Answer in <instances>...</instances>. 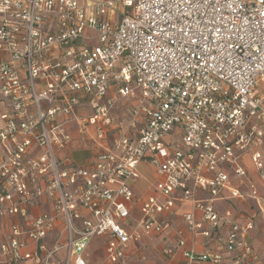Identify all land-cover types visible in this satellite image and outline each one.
Instances as JSON below:
<instances>
[{
  "label": "built area",
  "instance_id": "1",
  "mask_svg": "<svg viewBox=\"0 0 264 264\" xmlns=\"http://www.w3.org/2000/svg\"><path fill=\"white\" fill-rule=\"evenodd\" d=\"M119 3L112 23L113 1L0 0V256L89 264L87 246L101 238L104 264H126L130 248L169 231L174 206L187 202L164 257L222 264L221 254L196 251L203 239L239 249L231 264H256L250 224L214 202L258 201L252 184L247 193L233 185L232 175L248 177L244 157L264 184V0ZM123 100L136 103V133L113 119ZM69 127L97 152L90 166L62 156ZM142 163L160 184L137 201ZM41 203L46 210L19 223Z\"/></svg>",
  "mask_w": 264,
  "mask_h": 264
},
{
  "label": "crops",
  "instance_id": "2",
  "mask_svg": "<svg viewBox=\"0 0 264 264\" xmlns=\"http://www.w3.org/2000/svg\"><path fill=\"white\" fill-rule=\"evenodd\" d=\"M103 1L116 2L114 11L109 12L104 17L106 20L112 23L119 22V19L121 18V15L124 11V8L119 3L120 0H79V3H81L83 6H87L89 4L102 3ZM88 34L91 35L93 33L90 32ZM92 44H95L94 38H92V40H90L89 42H86V45ZM5 111L6 109L4 105L0 104V113H4ZM71 129L72 127H69V130ZM74 132L75 128L71 130V133ZM83 139L84 136H82V134L74 135L72 142L67 145V147L64 149V153L62 154L63 157H69L74 166H77L79 164V166H90V164L97 156V152L95 150L92 151L83 146ZM262 151L264 152V146ZM242 160L248 177L243 180H238L232 175V181L235 188L240 190L242 193H247L249 191L248 186L251 184L255 186L259 181V177L254 171L251 160H249L248 157H244ZM139 170L141 173L140 179L131 185L132 192L134 193L135 200L137 201H139L140 198L155 194L154 191L160 184V178L157 176L155 169L148 166L147 164L142 163L139 167ZM43 204L44 203L37 204L36 206L31 208L29 211L30 214L29 216H27V218L21 221L17 219L19 223L29 224L33 217L37 215V213L46 208ZM214 206H216L217 210L220 212L231 210L235 219L237 220V223L242 228H244L247 224H250V228L246 230L245 239L250 243L251 248L253 249L254 262L256 264H264V231L261 229V226L263 225L262 221L264 222L262 212L264 210L262 208V205L258 201L256 202L249 199H223L215 201ZM174 207L175 208L169 217V222H171V229L163 233L162 235L157 236L154 241H148L146 238H143L136 246H132L127 252V257L125 260L126 264H186L180 252L176 253L172 257V259L164 257L161 252L162 248L171 246L175 238L174 234L176 233V231H182L184 227L182 215L185 214V212L192 211V207L187 202L177 203ZM133 208V219L136 220L139 218V213L136 207ZM258 209H261V214L258 213ZM15 221L16 219H8L3 223V228H5L6 230L8 228L7 226ZM52 236L49 237L50 240ZM103 241V239L97 238L93 239L88 244L85 253L88 254L89 264H104L105 254ZM187 241L188 243L190 242V239L188 237ZM32 249L33 246L31 244H29L26 248L27 251H30ZM208 250L212 251L213 253L221 254L223 259L222 264H231V260L240 253V250L237 249L234 253L227 254L222 248L215 245L214 241H210L206 244L203 239L199 240L196 246V251L201 253ZM62 256L63 255L60 254V257ZM0 264H8L6 259L2 256H0ZM20 264L32 263L28 260H23V262H21Z\"/></svg>",
  "mask_w": 264,
  "mask_h": 264
},
{
  "label": "rangeland",
  "instance_id": "3",
  "mask_svg": "<svg viewBox=\"0 0 264 264\" xmlns=\"http://www.w3.org/2000/svg\"><path fill=\"white\" fill-rule=\"evenodd\" d=\"M136 103H133L132 101H122L120 103H117L116 107L113 109V119L115 122H117L118 125L121 126L122 130L124 131H130L131 133H136L138 129L141 127V116H137V118H133L131 113V110L134 108ZM131 124H133L134 129L130 128ZM126 127L128 129H126ZM86 131L89 135H92L94 132V129L91 127H87ZM73 136L76 134H82V132L77 133L76 131L72 133ZM83 135V134H82ZM262 156L264 158V152H262ZM80 165V164H79ZM77 165V166H79ZM80 167V166H79ZM260 181V180H259ZM256 183L254 188L257 190V196H258V202L262 205V208L264 210V184H261V181ZM264 213V211H262ZM258 213L261 214V209H258ZM261 229L264 231V222L262 221Z\"/></svg>",
  "mask_w": 264,
  "mask_h": 264
}]
</instances>
